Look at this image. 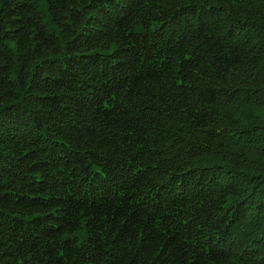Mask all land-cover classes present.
<instances>
[{"label": "trees", "instance_id": "trees-1", "mask_svg": "<svg viewBox=\"0 0 264 264\" xmlns=\"http://www.w3.org/2000/svg\"><path fill=\"white\" fill-rule=\"evenodd\" d=\"M0 264H264V0H0Z\"/></svg>", "mask_w": 264, "mask_h": 264}]
</instances>
